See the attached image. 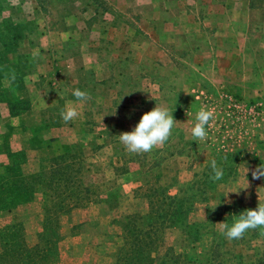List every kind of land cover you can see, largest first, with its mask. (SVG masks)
I'll return each mask as SVG.
<instances>
[{"label":"crops","instance_id":"1","mask_svg":"<svg viewBox=\"0 0 264 264\" xmlns=\"http://www.w3.org/2000/svg\"><path fill=\"white\" fill-rule=\"evenodd\" d=\"M58 19L29 41L22 83L0 106V228L20 221L25 242L54 247L35 261L9 264H79L72 259L78 254L84 264L90 234L71 231L83 220L76 217L80 208L55 215L44 206L45 196L59 194L46 193L49 181L67 178L68 168L82 164L84 178L95 165L113 166L116 187L91 204L101 214L97 222L116 206L126 208V200L135 213L145 205L142 197L147 201L136 188L184 168L204 86L214 93L264 92V0H71ZM77 88L90 99L78 102ZM156 105L176 120L171 137L149 153L126 152L118 135ZM66 106L79 112L68 123L60 117ZM96 152L107 153L94 159ZM17 180L27 199L1 207V184L15 193Z\"/></svg>","mask_w":264,"mask_h":264},{"label":"rangeland","instance_id":"2","mask_svg":"<svg viewBox=\"0 0 264 264\" xmlns=\"http://www.w3.org/2000/svg\"><path fill=\"white\" fill-rule=\"evenodd\" d=\"M70 2L0 0L1 108L8 95H14V90L22 83L24 67L32 59L28 54L29 41L35 33L52 28L54 19L57 24L60 19H56L64 15ZM226 95L233 96L235 106L228 105ZM200 99L203 108L215 113L211 127L206 129L209 132L206 142L193 141L189 135V157L184 168L136 188L135 193L145 196L147 201L142 197L145 205H136L135 213L128 212L133 210V201L123 202L121 197L120 202L126 204V208L116 206L109 217L103 216V222L94 219L95 214H101L91 204L99 202L108 188L117 185L112 178V165L103 164V169L95 165L94 173L84 178L82 164L74 165L66 170L67 178L61 174L60 180L49 181L53 188L49 187L46 193L54 189L59 194L45 196V208H62L61 215L68 214L67 210L72 207L80 208L76 217L83 220L71 231L83 228L90 234L91 241L83 253L84 264H264V237L259 235V230H249L242 239L233 241H228L219 231L220 222L231 225L242 211L264 203V179L254 180L251 176V170L264 163V92L259 90L253 96L214 93L204 86ZM213 160L223 170L219 181L210 179ZM65 168L62 166L60 170L64 172ZM79 175L82 178H70ZM229 191H239V194ZM113 198L117 201L116 195ZM155 209L159 211L158 219H155ZM122 214H131L132 219L126 221L121 218ZM153 221L156 227L150 232L157 234V246L153 250L144 248V254L128 249L143 248L141 240L146 237L143 234H148L146 229ZM125 226L131 234L125 233ZM136 230L143 234L136 238L140 243L133 248V243L129 246L125 241L126 235L134 237V233H139ZM51 244H45L48 250L54 247ZM124 249L127 253L122 255ZM72 259L82 263L80 254Z\"/></svg>","mask_w":264,"mask_h":264},{"label":"clouds","instance_id":"3","mask_svg":"<svg viewBox=\"0 0 264 264\" xmlns=\"http://www.w3.org/2000/svg\"><path fill=\"white\" fill-rule=\"evenodd\" d=\"M38 55V51L34 52L33 58L35 59ZM11 78L14 80L15 75L13 74ZM72 95L80 103L90 99L89 94L79 88L72 90ZM78 116L79 112L73 106H66L60 112V117L64 123L73 121ZM214 116L215 113L210 108L202 107L195 113V123L190 129V136L193 141L206 142L209 135L206 129L211 127L210 122ZM175 122L176 120L167 108L156 105L141 116L131 131L121 132L118 135L119 142L130 154L149 153L153 149L163 146L169 140ZM211 168L213 174L210 179L213 181L221 180L223 170L217 167L215 160L211 162ZM248 171L249 169H247L246 174ZM251 176L254 180L264 179V163L251 170ZM230 192L239 194V191H229L228 193ZM249 230H259V235L264 237V203H258L255 209H245L234 219L231 225L226 222L219 223V231L228 241L242 239Z\"/></svg>","mask_w":264,"mask_h":264},{"label":"trees","instance_id":"4","mask_svg":"<svg viewBox=\"0 0 264 264\" xmlns=\"http://www.w3.org/2000/svg\"><path fill=\"white\" fill-rule=\"evenodd\" d=\"M19 184V186H21V188L16 191L15 193L13 192V188L10 186H3V193L4 196L1 197V207H13L15 206L17 203H20L21 201H24L23 199H27V197L25 195L22 194L23 192V188L25 187V184H23L22 182L18 181V183H16V185ZM64 210L61 208L58 209L57 211H55V215L60 214L61 211ZM159 211L157 209H155L154 211V215H155V219L157 217L158 219V213ZM132 218H130L129 220H131ZM156 227V222L153 221L151 224L148 225L146 231L148 230V234H142L145 235L146 237H143V239L141 240V242H143V248L141 250L139 249H130L132 250H136L139 253L144 254L143 249L145 248L146 250H153L152 248L157 246V241L159 238H157V234L154 232H150L151 230L155 229ZM23 224L18 221L15 223H8L4 226H2L0 228V245H1V250H0V264H9V263H13V262H19V261H23V260H27L28 262H32L35 261V259L37 257H41L45 250L47 249V245H45L44 243L42 244L41 242L39 243H34V244H28L27 242H25L23 240ZM139 233L137 234H133L134 237H131L132 235H129L127 237L126 235V241L125 242H129L128 245L130 246L132 243L133 248L135 247L136 244H139L140 241L137 240L136 238L138 236H142V234H140L139 230H136ZM125 233H130L131 231L130 229H128V227L126 228L125 226ZM134 240H133V239ZM131 239L132 241L128 240ZM144 249V250H145ZM128 250V251H130ZM135 251V252H136ZM126 252V249H124V251L121 253L122 255H124ZM137 253V252H136ZM120 255V254H119ZM120 258V256H119ZM144 258V256H143ZM24 262V261H23Z\"/></svg>","mask_w":264,"mask_h":264},{"label":"built area","instance_id":"5","mask_svg":"<svg viewBox=\"0 0 264 264\" xmlns=\"http://www.w3.org/2000/svg\"><path fill=\"white\" fill-rule=\"evenodd\" d=\"M223 98H224V96H223ZM225 100L228 102L229 106H235L236 105V100L233 98L232 95H226Z\"/></svg>","mask_w":264,"mask_h":264}]
</instances>
